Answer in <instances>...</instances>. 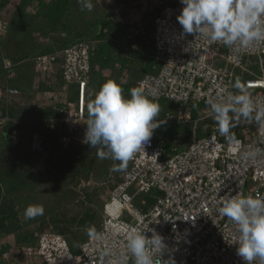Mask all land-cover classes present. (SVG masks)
I'll return each instance as SVG.
<instances>
[{"label":"built area","instance_id":"2783aa9c","mask_svg":"<svg viewBox=\"0 0 264 264\" xmlns=\"http://www.w3.org/2000/svg\"><path fill=\"white\" fill-rule=\"evenodd\" d=\"M182 8L180 0H169L153 17L154 54H149L153 61L138 88L157 101L179 104L178 109L166 111L163 123L194 124L190 143L168 152L155 142V129L144 150L128 162L123 180L105 203L99 238L90 236L79 248H73L63 235L37 231V244L20 248V253L40 258L42 264H117L120 255L127 253L128 231L136 228L148 237L153 229L163 236L167 248L162 261L171 258L175 264H246L237 254L239 245L230 243L239 237L238 226L219 208L224 199L235 194L264 198V128L255 122L252 128L239 130L235 136L240 142L237 147L219 134L216 122L209 124L202 136L197 135L196 126L213 118L208 101L226 100L236 91L232 85L237 78L246 85L257 108H264V41L226 47L210 45L203 35L182 34L177 20ZM5 26L0 19V29ZM134 34L119 39L121 47L143 49ZM195 39L200 50L184 51ZM96 42L78 40L34 59L37 73H55L67 86L76 87V101L64 107L59 118L51 120L59 128L56 146L61 154L83 133L87 104L98 91L93 86L94 61L100 52ZM2 60L4 93L10 99L21 90L12 84L15 62L6 56ZM2 97L0 92V107ZM5 108L0 111V123L7 124L12 118L6 104ZM195 111L199 116L193 120ZM45 146L43 136L32 142L37 153L34 162L40 161L43 169L51 151ZM230 147L235 149L232 153ZM250 151L255 155L246 159L243 154ZM106 248L111 249L107 257L103 255ZM153 255L159 261L154 250ZM252 264L261 262L257 258Z\"/></svg>","mask_w":264,"mask_h":264},{"label":"rangeland","instance_id":"374dc122","mask_svg":"<svg viewBox=\"0 0 264 264\" xmlns=\"http://www.w3.org/2000/svg\"><path fill=\"white\" fill-rule=\"evenodd\" d=\"M59 1L0 0V19L6 23L0 29V92L4 94L0 111L6 110V104L12 118L7 126L0 123V264H42L40 258L18 251L37 244V231L63 235L73 248H79L90 237L89 228L96 232L101 228L105 203L126 172V168L112 171L119 161L98 158L97 148L82 142L86 124L71 151L54 156L50 173L40 161L34 162L37 153L31 142L43 136L47 144H55L59 128L51 120L59 118L62 109L76 101V87L67 86L55 73H37L34 59L49 47L56 50L81 38L90 39L102 22L110 21V30L101 35L102 45L96 42L103 55L94 61L93 86L99 90L105 81L113 80L128 96L150 71L152 60L142 52L125 56L122 40L118 39L127 32H144L147 42L143 49L153 53L151 22L169 3L92 0L94 7L88 11L82 10L77 0H68V9L58 18L52 6ZM3 56L17 62L12 84L21 89V94L10 99L4 93ZM158 103L161 111L157 119L164 120L166 111L179 107L170 101ZM193 114L195 120L199 114ZM243 121V126L253 127L254 121ZM213 122L214 118H209L200 123L207 130ZM230 130L241 129L234 126ZM192 138L189 124L162 122L154 132L155 142L168 152L185 148ZM30 204L42 205L44 214L26 219L24 209Z\"/></svg>","mask_w":264,"mask_h":264},{"label":"clouds","instance_id":"9594fccd","mask_svg":"<svg viewBox=\"0 0 264 264\" xmlns=\"http://www.w3.org/2000/svg\"><path fill=\"white\" fill-rule=\"evenodd\" d=\"M82 10L92 11V0H77ZM183 8L177 16L182 26V34L203 35L209 44L246 46L253 41H264V0H180ZM196 35V37L198 36ZM196 39L189 42L184 51L200 50ZM236 90L226 100H209L211 114L218 125L217 131L224 136L229 145L239 146L237 138L231 134L235 118L255 121L264 128V108H257L248 88L237 78L232 85ZM125 96L119 84L113 80L105 81L87 104L88 119L83 143L97 148L100 159L119 161L112 171H123L133 157L144 150L153 131L163 122L160 105L155 97L133 87ZM230 113L232 115H230ZM235 149L229 148V153ZM247 159L255 152L243 154ZM219 212L238 226L239 237L230 243H237V254L246 262L259 258L264 264V198L231 195L224 199ZM44 214L39 204L27 205L24 209L26 219H34ZM151 237L145 232L131 228L126 236L127 253H122L117 264H175L174 260L161 259L167 248L164 238L154 229ZM88 235L98 237L94 228ZM227 240V239H226ZM159 254V261L153 255ZM130 254V255H129ZM104 256L111 255L106 248Z\"/></svg>","mask_w":264,"mask_h":264},{"label":"trees","instance_id":"16d2710c","mask_svg":"<svg viewBox=\"0 0 264 264\" xmlns=\"http://www.w3.org/2000/svg\"><path fill=\"white\" fill-rule=\"evenodd\" d=\"M168 4V3H167ZM166 4V5H167ZM52 8H53V11H52V13L53 14H55V16H58V18H60L61 17V14L62 13H64L67 9H68V0H60L59 2H57L55 5H53L52 6ZM51 8V9H52ZM109 23H111L110 21H106V22H102L100 25H99V27H98V31L96 32V34H93L92 36H89L90 37V39H95V40H98L99 41V43L102 45V39H101V35L102 34H106L107 32H106V29H108V31L110 30L109 28H107V25L109 24ZM126 34H128V32L126 33ZM125 34V35H126ZM134 34V33H133ZM85 38V37H84ZM88 38V37H87ZM144 38V34L143 33H140L139 32V34H134V39L135 40H138L139 41V43L141 44V47L143 48V46L146 44V38L145 39H143ZM83 38H81V40H82ZM89 39V40H90ZM79 40V39H78ZM78 40H75V42L76 41H78ZM119 40V39H118ZM70 43H72V42H70ZM67 44H69V43H67ZM66 44V45H67ZM62 47V46H61ZM60 48V47H59ZM47 52L48 51H52V48H48L47 50H46ZM123 51H124V53H125V56H128L129 54H136V53H140V52H142V55L143 56H146V55H144V54H147V56L149 57V54L150 53H152V52H148V51H146V50H144V49H141V50H138V51H131L129 48H127V47H123ZM102 52H101V48H100V52H99V55H103V54H101ZM152 54H154V52L152 53ZM99 55H97V56H99ZM152 60V59H151ZM153 61V60H152ZM15 71H17V62L15 61ZM139 83V82H138ZM14 86H16V85H14ZM17 88H19L18 86H16ZM137 88H138V85H137ZM20 89V88H19ZM21 90V89H20ZM124 93V95L126 96V93L125 92H123ZM158 102H162V101H158ZM164 103V102H163ZM59 115H61V114H59ZM230 115H232V114H230ZM195 116V115H194ZM244 119L243 118H235L234 119V121H233V123H234V126H236V127H239V129H243V128H247L246 126H243L242 125V122H245V121H243ZM246 121H248V120H246ZM11 122H9V123H7L8 125L10 124ZM7 124H6V126H7ZM255 125V121H254V124H253V126ZM206 131L207 130H205V128H204V125L203 124H201V123H199V125H198V132H197V135L198 136H202V135H204L205 133H206ZM230 132H231V134H233L234 136H238L239 135V132L238 131H232V130H230ZM7 136V135H6ZM33 141V140H32ZM31 144H32V142H31ZM76 144V141L73 143V145L72 146H74ZM32 146V145H31ZM70 147L69 149H68V151H66L65 152V154L66 153H68V152H70L71 151V149L73 148V147ZM46 149L49 151V149L51 150V151H49V160H47V162H46V171H47V173H50V166H51V164L53 163L52 161H53V158H54V156L55 155H58V149H57V146H56V142H55V144H53V145H49V144H47L46 143ZM64 154V155H65ZM63 155V156H64ZM127 167H128V164H127ZM127 167H126V169H127ZM32 173V172H31Z\"/></svg>","mask_w":264,"mask_h":264},{"label":"crops","instance_id":"0c3cea01","mask_svg":"<svg viewBox=\"0 0 264 264\" xmlns=\"http://www.w3.org/2000/svg\"><path fill=\"white\" fill-rule=\"evenodd\" d=\"M97 31H98V30H97ZM97 31H96V32H97ZM94 34H96V33H94ZM94 63H95V62H94ZM94 67H95V64H94ZM93 72H94V71H93ZM60 77H61V76H60ZM164 103H165V102H164ZM195 112H197V111H195ZM195 112H194V113H195ZM193 115H194V114H193ZM200 122H201V121H200ZM200 122H199V123H200ZM189 125H191L192 130H193V126H194V124H189ZM198 125H199V124H198ZM198 125L196 126V131H197V132H198Z\"/></svg>","mask_w":264,"mask_h":264}]
</instances>
